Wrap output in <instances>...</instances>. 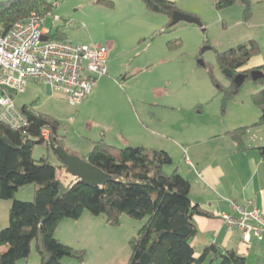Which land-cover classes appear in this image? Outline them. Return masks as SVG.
Returning <instances> with one entry per match:
<instances>
[{
	"label": "rangeland",
	"instance_id": "1",
	"mask_svg": "<svg viewBox=\"0 0 264 264\" xmlns=\"http://www.w3.org/2000/svg\"><path fill=\"white\" fill-rule=\"evenodd\" d=\"M169 1L202 26H169L166 15L149 12L141 0H44L53 6L44 16V28L68 43L106 48L108 74L95 80L92 94L75 106L61 92L46 94L45 86L34 82L13 95L15 105L55 119L63 149L78 158L86 157L100 139L116 148L163 150L166 145L185 147L189 136L203 130L223 133L241 127H247L244 137L264 139L260 110L253 102L264 79H247L224 99L222 90L232 82L216 62L217 53L255 41L257 51L249 63H256L253 68L264 74V0H248L247 13L238 0L222 10L212 0ZM49 14L59 21L53 23ZM205 47L209 49L201 53ZM170 136L169 144L165 138ZM223 140L229 142L227 137ZM32 158L60 165L44 144L33 148ZM164 170L170 173L168 167ZM59 177L64 183L71 181L65 170ZM34 188L19 187L14 199L32 201ZM10 204L11 200H0V230L8 226ZM87 214L83 211L78 222L63 219L55 229L57 240L82 255L81 260L65 258L62 264H127L130 241L146 219L122 214L118 224L110 225L101 216ZM32 253L36 254L34 247Z\"/></svg>",
	"mask_w": 264,
	"mask_h": 264
},
{
	"label": "trees",
	"instance_id": "2",
	"mask_svg": "<svg viewBox=\"0 0 264 264\" xmlns=\"http://www.w3.org/2000/svg\"><path fill=\"white\" fill-rule=\"evenodd\" d=\"M149 12L166 15L170 19L177 12L169 0H141ZM217 10L234 3V0H212ZM248 12V0H238ZM53 6L44 0L0 1V34L6 27L26 20L31 14L45 16ZM51 38L62 40L56 33ZM257 51L255 41L240 44L228 51L217 53L216 62L221 70L246 74L253 70H241ZM203 65L202 62L199 63ZM264 79V78H263ZM232 82V79H230ZM252 80V79H251ZM262 80V79H260ZM260 80H256L258 82ZM245 82V81H244ZM217 88H221L217 86ZM224 99L232 96L233 85L222 90ZM253 102L260 110L259 123L264 126V88L253 95ZM28 123L15 129L0 122V200H11L8 226L0 230V264H16L29 257L32 247L39 256V264H61L65 258L82 259V255L54 237L55 229L63 219L77 220L83 211L90 216L103 217L110 225L118 224L122 214L136 220L146 219L136 237L130 241L131 256L127 264H140L146 255L147 264H201L212 256L210 263L220 259V264H245V257L235 250H221L206 245L198 258L190 239L196 235L194 216L211 217L197 204H192L190 183L179 173L165 172L172 163L164 150L145 147L116 148L102 139L93 143L86 163L108 176L103 186L85 185L79 179L61 181L60 172L65 166L59 160L55 148L63 149L57 134L58 122L49 116L22 106ZM47 130V138L42 131ZM247 127L226 132L237 152L246 150L244 135ZM51 148L60 165H51L47 159L35 161L32 151L36 145ZM264 157V142L258 148ZM34 184L30 202L14 199L19 187ZM186 229V236L178 230Z\"/></svg>",
	"mask_w": 264,
	"mask_h": 264
},
{
	"label": "crops",
	"instance_id": "3",
	"mask_svg": "<svg viewBox=\"0 0 264 264\" xmlns=\"http://www.w3.org/2000/svg\"><path fill=\"white\" fill-rule=\"evenodd\" d=\"M257 66L256 63L248 61L241 70ZM226 132L203 130L189 136L183 143L185 147L180 146L176 143V139H173L172 143L178 144L175 148L166 145L167 147L161 149L172 159L171 165L168 166L170 173L175 171L189 181L191 203L197 204L211 215V217H193L197 232L190 239V244L194 247L195 257L200 256L206 245H215L221 250L237 251L245 257V264H264V240L251 238L248 244H244L241 231L237 228L228 230L224 221V216H235L233 204L246 210L256 208L264 221V157L258 151L264 139L254 140L245 136L246 150L237 152ZM225 137L229 142L223 140ZM156 138L164 139L163 135H157ZM165 139L169 144L171 143V136ZM219 141H225L224 145ZM156 142L153 140L151 144ZM87 215L88 218L92 217ZM80 219L81 217L76 222ZM5 250L6 247H0V253ZM211 258L210 255L201 264H209ZM16 264H39V256L37 253L33 254L31 250L28 258ZM211 264H220V259L214 260Z\"/></svg>",
	"mask_w": 264,
	"mask_h": 264
},
{
	"label": "built area",
	"instance_id": "4",
	"mask_svg": "<svg viewBox=\"0 0 264 264\" xmlns=\"http://www.w3.org/2000/svg\"><path fill=\"white\" fill-rule=\"evenodd\" d=\"M57 21L59 18L52 16V22ZM107 63L108 50L104 47L51 38L50 30L44 28V16L33 13L14 23L0 34V122L15 129L27 125V114L15 105L13 95L22 92L28 82L49 86L50 94L61 92L71 106L79 104L90 96L95 80L108 74ZM47 135L43 130V138ZM185 161L190 164L187 158ZM232 209L235 216H224L228 230L239 229L244 244L251 238L264 240L259 210L234 204Z\"/></svg>",
	"mask_w": 264,
	"mask_h": 264
},
{
	"label": "water",
	"instance_id": "5",
	"mask_svg": "<svg viewBox=\"0 0 264 264\" xmlns=\"http://www.w3.org/2000/svg\"><path fill=\"white\" fill-rule=\"evenodd\" d=\"M178 22H185L189 24H195L199 27H201V23L199 20L191 15L181 13V12H175L173 13L171 17V24L175 25ZM8 30V27H6L1 35H4ZM47 38L42 37V40L45 41ZM208 47H205L201 50V53L205 50H208ZM223 73L230 79H232V85H233V93L235 94L239 87L242 85V83L245 81L247 75L243 73H237L233 75L231 71L223 70ZM250 78L253 81L260 80L264 78V74L259 70H253L250 73ZM45 92L46 94H50V88L49 86H45ZM55 152L57 153V156L61 163L65 166V173L68 175L79 179L80 182H82L85 185H95V186H103L107 180L108 176L98 170L97 168L91 166L90 164L86 163L81 158H78L76 156L68 155L66 154L61 148L56 147ZM178 233L182 236H186L187 230L186 229H180L178 230ZM148 259L147 256L144 255L140 259V264H147Z\"/></svg>",
	"mask_w": 264,
	"mask_h": 264
},
{
	"label": "flooded vegetation",
	"instance_id": "6",
	"mask_svg": "<svg viewBox=\"0 0 264 264\" xmlns=\"http://www.w3.org/2000/svg\"><path fill=\"white\" fill-rule=\"evenodd\" d=\"M235 74H237V73H233V75H235Z\"/></svg>",
	"mask_w": 264,
	"mask_h": 264
}]
</instances>
